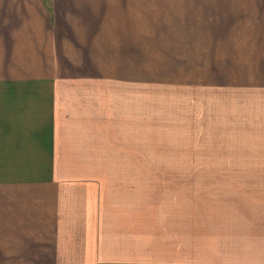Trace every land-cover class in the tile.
<instances>
[{"label":"crops","instance_id":"1","mask_svg":"<svg viewBox=\"0 0 264 264\" xmlns=\"http://www.w3.org/2000/svg\"><path fill=\"white\" fill-rule=\"evenodd\" d=\"M0 264H264V0H0Z\"/></svg>","mask_w":264,"mask_h":264},{"label":"rangeland","instance_id":"2","mask_svg":"<svg viewBox=\"0 0 264 264\" xmlns=\"http://www.w3.org/2000/svg\"><path fill=\"white\" fill-rule=\"evenodd\" d=\"M201 149L185 148V155ZM209 180H185L184 205L186 209L187 253H192L196 246L193 238L196 233H205L209 229ZM181 202V201H178Z\"/></svg>","mask_w":264,"mask_h":264}]
</instances>
